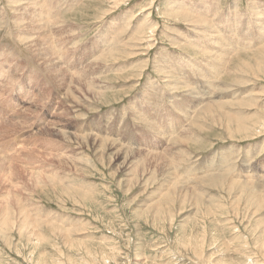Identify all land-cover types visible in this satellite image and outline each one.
I'll return each instance as SVG.
<instances>
[{
  "label": "rangeland",
  "instance_id": "obj_1",
  "mask_svg": "<svg viewBox=\"0 0 264 264\" xmlns=\"http://www.w3.org/2000/svg\"><path fill=\"white\" fill-rule=\"evenodd\" d=\"M263 34L264 0H0V264H264Z\"/></svg>",
  "mask_w": 264,
  "mask_h": 264
},
{
  "label": "bare ground",
  "instance_id": "obj_2",
  "mask_svg": "<svg viewBox=\"0 0 264 264\" xmlns=\"http://www.w3.org/2000/svg\"><path fill=\"white\" fill-rule=\"evenodd\" d=\"M232 22H233V21H232ZM232 25L234 26L233 23H232ZM236 27L238 28L239 26L236 25ZM137 40H138V38H137ZM262 40H264V34H263V36H262ZM263 42H264V41H263ZM113 52H114V51H112V53H113ZM112 56H113V54H112ZM0 72H1V71H0ZM0 74H1V73H0ZM200 102H201V101H199V103H200ZM55 126H56V125H55ZM55 126H54V127H55ZM63 128H64V127H63ZM4 129H5V128H4ZM10 129H11V128H9V132H10ZM60 129H61V128H60ZM56 130H57V129H56ZM56 132H58V131H56ZM56 132H55V133H56ZM64 134H65V133H64ZM66 135H67V134H66ZM66 135H64V136H66ZM74 137L77 138L78 136H75V135H74ZM22 144H23V143H22ZM23 147H25V146H23ZM178 148H179V147H178ZM27 149H28V148H27ZM50 151H51V150H50ZM14 152H15V151H14ZM34 154H35V153H34ZM1 155H2V154H1ZM7 155H8V154H7ZM125 155H126V154H125ZM23 156H24V155H23ZM33 157H34V156H33ZM127 158H128V157H127ZM163 158H164V157H162V159H163ZM35 159H36V156H35ZM164 159H165V158H164ZM160 160H161V159H160ZM37 161H39L38 158H37ZM121 161H122V160H121ZM161 161L163 162L164 160H161ZM166 161H167V160H166ZM30 162H31V161H30ZM33 162H34V160H33ZM33 162H32V163H33ZM162 162H161V163H162ZM164 162H165V161H164ZM37 163H38V162H37ZM165 163H166V162H165ZM30 164H31V163H30ZM133 164H134V163H133ZM28 168H29V171H31V173H38V171H37V170H39V169H38V165L36 166V168H37L36 171H32V170H30L31 166H29ZM33 168H34V167H33ZM40 169H41V168H40ZM33 170H34V169H33ZM248 184H250V183H248ZM256 184H257V183H256ZM35 187H36V186H35ZM5 195H6V193H5ZM5 195H4V196H5ZM7 195H8V194H7ZM8 196H9V195H8ZM0 198H2V196H1ZM5 198H6V197H5ZM3 203H4V202H3ZM6 203H7V202H6ZM7 207H8L7 205L4 206L5 215L8 213V210H7L8 208H7Z\"/></svg>",
  "mask_w": 264,
  "mask_h": 264
}]
</instances>
